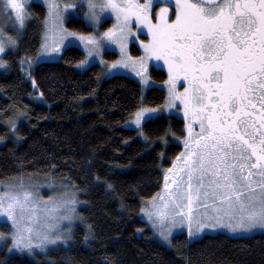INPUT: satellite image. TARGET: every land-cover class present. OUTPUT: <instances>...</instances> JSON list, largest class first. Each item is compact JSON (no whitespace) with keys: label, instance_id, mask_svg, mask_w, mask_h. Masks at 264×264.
Returning a JSON list of instances; mask_svg holds the SVG:
<instances>
[{"label":"trees","instance_id":"16d2710c","mask_svg":"<svg viewBox=\"0 0 264 264\" xmlns=\"http://www.w3.org/2000/svg\"><path fill=\"white\" fill-rule=\"evenodd\" d=\"M29 11L25 29L17 34L9 28L17 47H7L0 58L6 61L0 67V183L23 178L61 191L68 186L81 204L80 218L69 243L49 246L47 253L9 252L10 241L4 242L0 264H264V233L190 240L181 232L169 246L154 238L141 207L162 188L165 171L182 152L183 119L160 114L138 129L126 127L139 110L162 106L165 90L143 89L126 75L108 76L98 64L80 70L84 53L76 46L67 47L58 60L34 63L46 8L32 2ZM85 11L78 8L65 27L93 32ZM111 26L106 19L94 32ZM130 52L141 53L135 43ZM105 56L112 60L117 54ZM149 76L156 83L167 80V73L155 67ZM0 230L9 233L10 227L3 223Z\"/></svg>","mask_w":264,"mask_h":264},{"label":"snow or ice","instance_id":"6c2138e0","mask_svg":"<svg viewBox=\"0 0 264 264\" xmlns=\"http://www.w3.org/2000/svg\"><path fill=\"white\" fill-rule=\"evenodd\" d=\"M44 4L45 53H58L67 37L79 39L88 56L99 55L105 43L117 45L123 53L133 35V18L138 30L146 27L150 39L146 44L141 41L146 55L163 60L168 69V105L180 101L185 117L199 122L196 134L187 124L186 152L177 157L183 160L175 173L179 179L168 183L166 175L167 194L153 197L150 208L141 209L159 237L169 242L172 229L185 224L190 238L205 229L264 232V0H176L171 14L168 6L153 14V0H72L63 7L60 0H44ZM30 5L31 0H0V53L17 47L8 26L17 34L25 29ZM82 7L87 8L84 20L94 31L108 11L115 23L99 37L69 32L63 27L66 17ZM129 59L117 63L127 67ZM0 67H6V61L0 60ZM140 67L145 80L144 58ZM181 79L187 85L183 92L176 89ZM155 111H138L137 126ZM0 187V218L12 226L9 233L0 231V242L11 240L9 252L47 253L49 246L69 243L80 217L78 200L68 186L59 199L47 201L29 190L38 185L26 186L23 178Z\"/></svg>","mask_w":264,"mask_h":264},{"label":"rangeland","instance_id":"374dc122","mask_svg":"<svg viewBox=\"0 0 264 264\" xmlns=\"http://www.w3.org/2000/svg\"><path fill=\"white\" fill-rule=\"evenodd\" d=\"M32 2H38V3H41L42 5L45 6L44 0H31V3ZM70 2H72V0H60L61 7H63L64 3H70ZM140 2L143 3L144 0H140ZM175 3H176V0H153V6H154V13L153 14H155V12H158L159 8L162 7V6H168L170 8V14L174 13ZM45 8H46V6H45ZM85 9L87 11L86 7H85ZM70 11H71V15L70 16L77 14V9L70 10ZM47 12H48V10L46 8V15H47ZM172 18L175 19L174 14L172 15ZM106 19H111L112 20V26H113V24L115 23V17H114V15L111 14L110 11L105 13L104 18L102 20V23ZM8 27L11 29V25H9ZM17 27H18V25H17ZM63 27L66 28L65 24L63 25ZM99 27L100 26H98V28ZM68 31L69 32H73V31H70V30H68ZM105 31H107V30H105ZM104 32L96 33V32L93 31V32L86 33V34H80V33H77V34L78 35H84V36H88L89 34H93V35L99 37ZM43 33H44V28H43ZM43 33H42V37H43ZM74 33H76V32H74ZM141 36L147 37V40L142 39ZM149 39H150V37L148 36L147 28L143 27V28L138 30V27L135 25V19L133 18V35L129 38V41H128L127 46H126V48H125L123 53L121 52V49L117 45L105 43L104 46L99 49V55H95L94 54L93 56H88L84 44H82L80 42V40L77 39L76 37H67V39H65L64 42L60 45V50H59L58 53H45L43 47L41 46L44 43V40L42 38L41 45H40V48H39V52H38L36 58L34 59V63L42 62V61L58 60V59H60L62 53L64 52V50L67 47L76 46V47L80 48L82 50V52L84 53V59L82 61H86L83 65H81V63H79L78 68L80 70H85V69H87L89 66H91L93 64H98L104 69L106 75H108V76L115 75V74L126 75V76L131 77L132 79L136 80L137 82H139L143 89H147L150 86H158V87L164 89L165 93H166V99H165V103L162 106L157 107V108H143V109H155L156 110L155 112H153L150 115V118H153V117H155L157 115H160V114H174V115L179 116L181 119H183V121L185 123V132H186V134H185V138L183 140H180V143H182V145H183V149H182L181 153H185L186 149H185V143L184 142H185L186 138L189 135L188 130H187V124H189V123L192 124V129H193V133L194 134L200 132V125H199V122L196 121L191 115H189V117H187V118L185 117V115H184V106H183V104L180 103V101H178V100L175 101V106H169L168 105L169 85L167 83H165L169 79L168 69H167V66L164 64L163 60H156L154 57H148L146 55L144 47L141 44V41H143L146 44V43H148ZM51 42H52V37L50 36L49 37V43H51ZM133 43H135L137 45V47L139 48V50L141 52L137 56H133L131 54V52H130V46ZM6 49H7V47H6ZM6 49H5V51H6ZM107 52L116 53L117 54L116 58L112 59V60H107L106 56H105V54ZM4 53H0V58L3 56ZM125 57H130L131 58V59L128 60V66L127 67L123 66L120 63H117L118 61L124 60ZM141 58H144V64H145V68H146V78H145V80H142V78H141L142 75H144V71H145L144 69H141V67H140V59ZM113 64H116L115 68L112 67ZM151 67H155L157 69L159 68V69L164 70L167 73V80L164 83L153 82L151 80L150 76H149V70H150ZM137 72H140L141 75H137ZM186 86L187 85L185 84L183 79L177 81V83H176V89L179 92H183V88L186 87ZM145 115L147 116L149 114L145 113ZM135 119H136V115L132 119H130L125 124V126L138 129V128H140L142 123L145 120H147V119H142L141 122H140V126H137V124L135 123ZM181 153L178 155V157L181 155ZM182 167H183V160L182 159L178 160L176 158L174 160L173 165L168 170L165 171L162 188L153 197H157L158 198L159 195H166L167 194V192H166V190L164 188L165 176L167 175L169 177L168 183H171L172 179H179V176L175 175V173ZM170 169L172 170L171 172L169 171ZM185 179H186V176H185ZM10 184H12V183H10ZM5 185H7V184H5ZM25 185L26 186H31V184H29V183H25ZM38 186L39 187L35 188V189L29 187V190H33V191L38 192L39 196L43 198V201H47L49 197H54L55 199H59L60 198V193L65 191V190L61 191V189L59 187H55V186L49 187V185H47L46 183H44V184L42 183V184H40ZM0 191H3L2 187H0ZM70 192H72V191L70 190ZM152 198L149 199L148 201L144 202L142 207L150 208V205H151V202H152ZM77 200H78V198H77ZM80 205L81 204H80V202L78 200V203L76 204L77 212H78V209H79ZM42 206H43V204H42ZM142 207H141V209H142ZM200 211L202 212L203 209H200ZM140 215H141L142 220L146 222L148 228L151 230L152 235L154 236V238H156L159 242H161L162 244H164L166 246L170 245L171 238L175 234L181 233V232H186L188 234L187 225L186 224L185 225H177L175 228L172 229V235L169 238V242L163 241L159 237L157 232L155 230H153L152 225L149 222L148 217L145 215V213L143 211H141ZM5 220H6V218H0V224H3V223L7 224L10 227V231H11V227H12L11 223L10 222H5ZM76 221H77V219L74 221V225L76 224ZM64 223H67V222H64ZM74 225H73V228H74ZM72 231H73V229H72ZM216 233H226V234H229L231 236H250V235H253V234L264 233V232L254 231V232H250V233H245V232L240 231V232H237V233H231L227 229H223V228H220V229H205L203 232H201L199 234V236H197L195 238H190V237L189 238H190V240H195V239L201 238L205 234H216ZM9 241H10V244H11V240L10 239H9ZM3 243L4 242H0V247L3 245ZM12 251L13 252H21V251L15 250V249H13ZM34 251H40V250L39 249H35ZM23 252H27V251H23Z\"/></svg>","mask_w":264,"mask_h":264},{"label":"flooded vegetation","instance_id":"af4514ba","mask_svg":"<svg viewBox=\"0 0 264 264\" xmlns=\"http://www.w3.org/2000/svg\"><path fill=\"white\" fill-rule=\"evenodd\" d=\"M259 107V105H257V108ZM255 160V158H253V161Z\"/></svg>","mask_w":264,"mask_h":264}]
</instances>
